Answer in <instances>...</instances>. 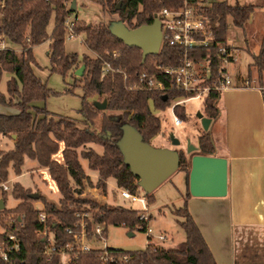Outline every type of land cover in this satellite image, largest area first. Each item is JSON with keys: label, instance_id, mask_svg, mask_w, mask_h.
Returning a JSON list of instances; mask_svg holds the SVG:
<instances>
[{"label": "trees", "instance_id": "trees-1", "mask_svg": "<svg viewBox=\"0 0 264 264\" xmlns=\"http://www.w3.org/2000/svg\"><path fill=\"white\" fill-rule=\"evenodd\" d=\"M72 0H0V40H7L17 48H0V76L8 72L11 77L6 83V94L0 93V105L14 108L13 113L0 112V138L12 141V147L7 151L0 150V183L6 182L9 173H22L25 159L35 160L40 168L48 171L60 194L58 205L45 201L39 196L48 214L47 224L54 234L57 247L73 241L65 228L72 227L79 216L89 214L85 218L89 227L92 223L103 224V235L106 238L107 227L123 226L128 230L138 228L146 232L147 222L140 218L138 210L126 208L117 204L98 205L95 202L80 198L85 186L107 191V180L113 179L117 189H126L136 195L140 187L138 179L124 164L123 157L117 146L121 136V125L128 123L142 136L144 142L150 140L159 132L160 121L151 110H165L176 99H186L189 94L166 89L128 90L122 75L118 72H104L103 62L115 70H121L132 79L137 73L145 71L156 74L163 80L157 70L158 66L177 65L182 56V49L161 43L156 55H148L141 60V51L136 47L125 45L114 36L104 23L98 25L85 24L75 19L74 31L83 34L84 45L92 53L84 54L81 63L84 65V75L81 77V113L83 123L87 128L62 116H55L44 107L33 106L35 101H45L52 93L47 84L35 73L34 67H39L32 49L46 40L49 41L50 68L63 77L69 71H76L79 58L76 53L64 50L66 30L64 20L74 11L70 9ZM105 14H116L118 19L129 28L148 25L162 8H170L180 4V0H92ZM206 2V0H204ZM207 3V2H206ZM119 4V8L117 6ZM264 7V2L231 5L226 1H215L204 7L208 18V29L215 42L226 44L228 31L227 19L230 17L235 27L242 28L256 8ZM53 20L50 34L47 26ZM215 45L197 47L188 51L189 58L210 60L212 74H216L220 62ZM252 65L259 71H264V26L261 44ZM221 91L211 90L203 98L205 117L215 121L219 116L218 102ZM94 96H104L107 102L105 110L120 111L119 120H111L104 110H98L93 103L88 102ZM174 113L182 120L186 118L180 105L174 107ZM100 115V116H99ZM62 144V149L60 145ZM87 144L98 145L102 153L93 149L84 150ZM61 151L62 161L53 156ZM211 156L214 154V143L208 133L199 137L195 153ZM190 157L179 151V167L177 171L184 172L188 187ZM80 158L87 161L90 171L97 173L95 182L87 175L80 163ZM12 196L19 199L14 207L16 218L23 216L22 224L17 227L16 234L20 241V253L16 264H56L58 254L52 261H46L42 253L43 240L35 234L42 227L38 213L31 207L28 195L30 191L19 183H14ZM95 193V192H94ZM3 194V203L7 198ZM153 192L146 194L148 203L153 201ZM96 197L98 194H94ZM190 196L188 188L183 206L172 210L174 216L180 218L176 222L184 232L185 238L177 243L153 245L150 240L141 250L124 251L107 247L110 253L127 254L130 259L126 264H217L197 225L189 214L186 200ZM5 205V204H4ZM7 211L0 210V222ZM18 224V221L16 220ZM90 231V228H88ZM100 249L78 252L71 264H103L99 256ZM23 260V263L20 261ZM0 264H6L0 261Z\"/></svg>", "mask_w": 264, "mask_h": 264}, {"label": "rangeland", "instance_id": "rangeland-1", "mask_svg": "<svg viewBox=\"0 0 264 264\" xmlns=\"http://www.w3.org/2000/svg\"><path fill=\"white\" fill-rule=\"evenodd\" d=\"M206 1L211 3L221 0ZM227 1L231 5H244L247 3L264 2V0ZM75 3L76 11L73 12L71 17H77V19L81 20L85 24L98 25L100 23H104L107 27L111 28L112 24L119 20L116 14H104L100 7L92 0H75ZM263 13L264 7L257 8L256 14H254L250 21L245 24L244 28L241 29L235 27L232 24L230 17L227 19V42L236 48L238 54L236 63L228 64V74L232 82L234 81V75L236 74L238 67L243 78H247L246 66L251 60V55L245 52L244 48L247 46L250 52L253 53V47L255 46V43L260 41L264 26ZM52 27L53 20L51 19L47 26L48 34H50ZM6 47L13 49L17 48V46L11 44L7 40H0V48ZM64 50L67 53H76L78 55V68L82 65V56L84 54H92L84 45L83 34L74 36L72 38H69L65 35ZM32 52L39 66L34 67L35 73L47 84V87L52 91L45 101H35L32 103V105L36 107H44L55 116L66 117L74 121L80 128H87V126H85L83 123L84 118L80 110L82 96V83L80 79L84 75L85 71L83 70V73L80 77L75 75V71H69L64 77L60 73L52 71L48 58V40L35 45L32 49ZM10 77V73L2 72L0 76V93L6 94V83ZM180 99L173 100L171 103ZM104 100V96H94L90 99H87V101L91 103L94 101L101 103ZM180 107H182L184 110L186 118L182 121L181 125L176 126L173 123L174 114L170 107L166 108L165 110H157L151 106L153 114L159 118L160 130L150 140V145L155 148H171L182 151L186 157H190V155L185 153L187 141L190 145L198 148L199 137H201L204 133H208L209 136H211L212 128L211 125H209L208 130L204 131L201 126V119L199 116L204 115L202 97L186 99L180 103ZM15 111L16 110L14 108L0 105L1 113H13ZM104 112L105 115L112 120H117L121 116L120 111L104 110ZM170 134H173L174 137L180 141L178 146H173L171 144L169 140ZM0 142V150L7 151L12 147V141L9 139L0 138ZM62 147L63 146L61 144L60 148L62 149ZM81 149H93L98 153H102V148L94 144H87ZM53 158L61 162V151L54 155ZM80 163L84 172L89 175L93 182H95L97 179V177L95 178V175H97V173L88 169L87 161L85 159L80 158ZM184 179V173L180 171L173 173L153 191V201L149 204L147 200V209L144 212L139 211L141 209L139 203L131 202L130 200L120 197L119 190L116 188V184L113 179L107 180L106 193L102 192L101 189L85 186L84 192L80 195V198L91 199V196H95L94 194L96 193L100 196L95 197L99 203H104L107 201L108 204H117L126 208L137 209L139 214L142 212L147 217L146 222L148 228L152 230L153 235V237H150L151 244L166 245L177 243L182 241L185 238V235L181 227L176 222V219H181L174 216L172 210L183 206L186 190ZM6 183L11 187V190L5 192L7 198L5 199V205L3 209L7 211V213H4L2 217L16 214L13 209L20 200L15 199L12 196L11 192L14 183H19L23 188L28 189L30 193H38L39 196H42L45 199V201L58 205L60 194L54 181L49 177L47 169L40 168L35 160L25 159L24 165L22 167V173L20 175H15L14 173L10 172ZM101 195L106 196L105 199H103ZM136 195L146 196L142 189H139ZM2 199L3 194H0V200ZM98 202L95 203L98 204ZM129 232H131L133 235L128 236ZM159 233L165 236V241L160 242L157 238H155V236ZM146 243L147 235L143 231L138 230V228H134L130 231L123 226L110 225L107 227L105 242L99 243L98 247L107 245L110 248L116 250L137 251L143 249L146 246Z\"/></svg>", "mask_w": 264, "mask_h": 264}, {"label": "crops", "instance_id": "crops-1", "mask_svg": "<svg viewBox=\"0 0 264 264\" xmlns=\"http://www.w3.org/2000/svg\"><path fill=\"white\" fill-rule=\"evenodd\" d=\"M256 12L257 8L248 21ZM261 38L253 53L244 48L251 55L247 78L238 67L234 81L221 93L218 118L210 123L213 155L227 160V194L190 195L186 200L217 264H264V71L252 65Z\"/></svg>", "mask_w": 264, "mask_h": 264}, {"label": "built area", "instance_id": "built-area-1", "mask_svg": "<svg viewBox=\"0 0 264 264\" xmlns=\"http://www.w3.org/2000/svg\"><path fill=\"white\" fill-rule=\"evenodd\" d=\"M207 2V1H206ZM204 0H180V4L170 8H162L156 15L160 21L161 43L166 41L170 45L178 46L182 49V56L177 65L158 66L157 70L163 80L159 79L156 74H149L145 71L137 73L134 78L130 79L127 74L121 70H115L106 62L104 63V72H118L122 75L125 87L128 90H156L165 91L173 90L189 94L190 98H204L211 90L223 91L231 83L228 74V64L237 61L238 54L234 46L215 42L211 37L208 29V18L204 14V7L208 5ZM76 17H67L64 20L66 36L72 38L78 34L74 31ZM215 45L218 52V60L220 62L216 74H212L210 60H193L189 58L188 51L197 47H208ZM161 46V45H160ZM186 99L174 101L170 108L174 114L173 123L176 126L182 124V119L175 115L174 107L180 105ZM1 145V142H0ZM11 187L6 182L0 183V194L8 192ZM95 190V189H93ZM121 198L139 203L144 212L147 209L146 196H138L131 194L126 189H118ZM102 191V190H101ZM99 196V195H98ZM102 196V195H101ZM96 196H91V201L98 202ZM106 196H102L105 199ZM101 198V199H102ZM99 203L100 205L106 204ZM31 207L38 213V218L42 227L35 231V234L42 237L43 249L42 253L46 261H52L53 255L58 254L59 260L56 264H71L77 256L78 252H85L91 249H100L102 253L99 258L103 264H126L130 257L127 254L110 253L107 245L98 247L99 243L105 242L103 235L104 225L92 223L89 224L85 218H89V214L79 216L72 227L65 228V232L72 236L73 241L64 246L57 247L54 243V234L50 226L47 224L48 214L45 211L43 203L37 200L30 201ZM139 216L143 220H147L144 213ZM23 216L7 215L0 222V261L6 264H16L20 253V241L16 234L17 227L22 224ZM18 221V224L16 223ZM90 228V231L88 230ZM147 243L153 237L152 230L147 228ZM160 242L165 241V236L157 234L155 236ZM24 261L21 260L20 263Z\"/></svg>", "mask_w": 264, "mask_h": 264}, {"label": "water", "instance_id": "water-1", "mask_svg": "<svg viewBox=\"0 0 264 264\" xmlns=\"http://www.w3.org/2000/svg\"><path fill=\"white\" fill-rule=\"evenodd\" d=\"M119 8V4L117 9ZM70 9L76 11L75 0L71 1ZM110 32L129 47H136L141 51V60L145 61L148 55H156L161 45L160 21L155 14L153 22L136 28H129L121 20L115 21ZM84 65H81L75 75L80 77ZM107 102H93L98 110H105ZM204 131L208 130L211 119L199 116ZM120 119V118H119ZM117 119V120H119ZM112 120V119H111ZM121 136L117 146L123 157L124 164L130 172L137 177L138 186L145 194L153 192L160 184L168 179L179 167V151L171 148H155L144 142L139 132L130 124L121 125ZM169 140L173 146L180 141L170 134ZM197 151V147L187 141L185 153L190 155ZM228 165L227 160L218 156L193 154L190 157V170L188 174V191L193 197H224L227 194ZM29 199L37 200L38 193H30ZM4 203L0 200V210ZM131 232L128 236H132Z\"/></svg>", "mask_w": 264, "mask_h": 264}]
</instances>
